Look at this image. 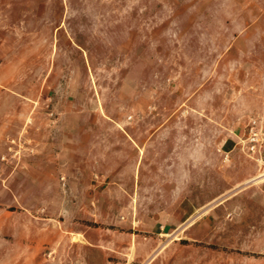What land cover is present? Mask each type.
<instances>
[{
  "label": "rangeland",
  "instance_id": "1",
  "mask_svg": "<svg viewBox=\"0 0 264 264\" xmlns=\"http://www.w3.org/2000/svg\"><path fill=\"white\" fill-rule=\"evenodd\" d=\"M262 150L264 0H0V264H196Z\"/></svg>",
  "mask_w": 264,
  "mask_h": 264
},
{
  "label": "crops",
  "instance_id": "2",
  "mask_svg": "<svg viewBox=\"0 0 264 264\" xmlns=\"http://www.w3.org/2000/svg\"><path fill=\"white\" fill-rule=\"evenodd\" d=\"M263 152H259L260 158ZM256 183L264 189V182ZM248 184L233 185L230 188L238 192L222 199L212 198V202L195 209L199 243L196 264H210V259L211 264H264V196L254 195ZM191 216L187 207L180 208L176 217L168 218V233L179 229L189 231L193 225L189 223Z\"/></svg>",
  "mask_w": 264,
  "mask_h": 264
},
{
  "label": "built area",
  "instance_id": "3",
  "mask_svg": "<svg viewBox=\"0 0 264 264\" xmlns=\"http://www.w3.org/2000/svg\"><path fill=\"white\" fill-rule=\"evenodd\" d=\"M256 125H257V122L253 121L249 129V136L247 139L248 143L250 144L248 149L251 153H256L257 151H259L258 145H259L260 139H259V133L256 131Z\"/></svg>",
  "mask_w": 264,
  "mask_h": 264
}]
</instances>
